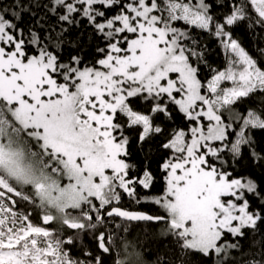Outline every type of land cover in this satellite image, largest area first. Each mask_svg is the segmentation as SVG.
Wrapping results in <instances>:
<instances>
[{
    "label": "snow or ice",
    "instance_id": "1",
    "mask_svg": "<svg viewBox=\"0 0 264 264\" xmlns=\"http://www.w3.org/2000/svg\"><path fill=\"white\" fill-rule=\"evenodd\" d=\"M241 25L264 40V0H0V264H264V46Z\"/></svg>",
    "mask_w": 264,
    "mask_h": 264
},
{
    "label": "trees",
    "instance_id": "2",
    "mask_svg": "<svg viewBox=\"0 0 264 264\" xmlns=\"http://www.w3.org/2000/svg\"><path fill=\"white\" fill-rule=\"evenodd\" d=\"M261 29L260 26L247 27L246 25H241L234 32V38L238 39L241 44L251 52H256L259 46H264V40L260 39ZM205 42L208 44L210 49L209 52V61L214 66H222L224 63V54L222 48L218 43L213 39H206ZM205 75L207 72L205 71ZM155 167V164L153 165ZM162 182H158L154 188L155 193H159L162 190ZM125 207H151V206H137L132 204L129 201L124 202ZM157 225H145V224H136L133 223L130 228L129 239L137 241H148L153 248H160L167 244V240L163 238H157L155 236L156 231H158ZM147 233V235H146ZM193 264H196L194 261Z\"/></svg>",
    "mask_w": 264,
    "mask_h": 264
}]
</instances>
